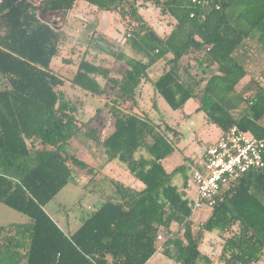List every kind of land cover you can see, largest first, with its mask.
Segmentation results:
<instances>
[{
	"label": "trees",
	"instance_id": "1",
	"mask_svg": "<svg viewBox=\"0 0 264 264\" xmlns=\"http://www.w3.org/2000/svg\"><path fill=\"white\" fill-rule=\"evenodd\" d=\"M80 1L4 0L1 7L0 201L29 221L0 226V264H150L160 249L179 264H214L200 249L207 231L221 238L220 264H259L264 258V167L228 185L196 223L188 179L182 186L173 182L185 165L168 171L163 164L179 131L155 123L144 111L134 112L132 103L137 105V88L149 69L164 60L154 85L173 109L194 97L198 110L222 133L238 125L264 138V0H84L128 20L125 43L136 55L117 53L127 64L120 77L84 57L70 79L94 96L107 92L100 77L118 90L109 109L114 128L98 138L87 131L92 119H81L66 95V79L50 66L64 26L40 15L66 13ZM146 3L174 17L169 33L161 35L147 20L140 10ZM193 57L210 69L201 80L185 77ZM85 131L144 187L129 197L109 195L71 233L45 206L76 171L90 168L70 151ZM162 232L168 236L159 246Z\"/></svg>",
	"mask_w": 264,
	"mask_h": 264
},
{
	"label": "rangeland",
	"instance_id": "2",
	"mask_svg": "<svg viewBox=\"0 0 264 264\" xmlns=\"http://www.w3.org/2000/svg\"><path fill=\"white\" fill-rule=\"evenodd\" d=\"M33 1L38 3L39 0ZM144 1L147 2V0ZM140 10L160 33L170 30L175 24L174 17L167 9L146 3ZM40 15L46 21H54L59 27L64 26L59 52L54 56L50 66L66 79L63 89L72 99L78 116L83 120L92 119L87 131H91L97 138L101 137L103 130L108 129L111 124V120L105 114L109 112L112 101L118 95L117 88L108 80L100 77L107 92L102 96H94L78 86H73L70 79L77 70L78 63L84 57L101 62L102 65L108 66L114 75L120 77L127 68V64L125 59L118 60L116 55L123 48L131 26L127 19L120 17L116 12H109V20L106 21L104 12L84 0L66 13L47 12ZM128 52L131 56H135L131 49H128ZM125 57H127L126 54ZM262 63L261 70L264 69V59L260 64ZM164 68L165 61L161 60L149 69L148 77L139 85L143 86L142 102L140 103L137 97V105L132 103V107L134 112L144 111L155 123L162 126L167 124L179 131L176 138L172 135L174 151L163 159V164L168 171L185 165L186 168L183 171L175 174L173 182L182 186L187 178L188 184L191 185L186 187L187 197L194 200L197 191L195 185L192 184L193 171L202 166L204 153L209 144L218 140L222 130L210 122L203 111L198 110L199 101L194 97L189 99L182 109L175 110L167 103L154 85ZM188 71L186 78L201 80L202 77L208 75L210 69L200 66L197 59L193 57L190 59ZM3 86L4 81L0 79V87ZM132 107L130 110L133 109ZM70 151L79 154L78 156L85 160L90 168L76 171L68 184L45 206V210L51 217L61 218L63 224H68L66 222L69 220L73 227L75 219L78 218L77 221L83 222L89 213L97 209L109 195L119 198L121 195L129 197L144 186L143 182L133 176L125 164L118 159L109 160L104 156L105 163L98 164L92 155L99 157L103 151L102 146L95 138L87 135L86 131L74 139ZM209 212L210 210L205 208L196 210L193 220L200 223ZM28 221L29 217L26 214L0 201V225ZM177 227L175 224L173 229L176 230ZM161 235L159 246L168 236L164 232ZM221 247V239L217 232L207 231L200 244V249L205 254L215 255V264H220L217 254L220 253ZM155 262L179 264L164 254L162 249L151 259V263ZM261 262L259 264H264V259Z\"/></svg>",
	"mask_w": 264,
	"mask_h": 264
},
{
	"label": "built area",
	"instance_id": "3",
	"mask_svg": "<svg viewBox=\"0 0 264 264\" xmlns=\"http://www.w3.org/2000/svg\"><path fill=\"white\" fill-rule=\"evenodd\" d=\"M3 3L4 0H0V11ZM193 3L200 4L201 0H193ZM260 167H264V138L238 125L230 127L207 148L202 166L193 171L192 184L197 191L194 213L204 208L211 210L228 185L249 170ZM158 239H162V235Z\"/></svg>",
	"mask_w": 264,
	"mask_h": 264
},
{
	"label": "crops",
	"instance_id": "4",
	"mask_svg": "<svg viewBox=\"0 0 264 264\" xmlns=\"http://www.w3.org/2000/svg\"><path fill=\"white\" fill-rule=\"evenodd\" d=\"M83 1V0H82ZM81 2V1H80ZM60 12H63V11H60ZM108 14L109 13H107V12H104V18H106V21H107V19L109 20V17H108ZM101 22V21H100ZM108 23V22H107ZM175 25V24H174ZM174 26H172L171 28H170V30H167V31H163L162 33H160L159 31V33L161 34V35H165V34H167V33H169L170 31H171V29L173 28ZM128 49H130L129 47H128V45L124 42L123 43V48L121 49V50H119V51H123V52H125V54L127 55V57H135V56H131L130 55V53L128 52ZM118 51V52H119ZM105 66V65H104ZM106 67H108V66H106ZM110 69V68H109ZM113 74V73H112ZM251 73L250 74H248L243 80H242V82H241V85L242 84H244V83H246V82H248L249 80H250V78H251ZM143 86L141 85V86H139V88H138V91H137V93H136V98L138 97L139 99H140V103L142 102L141 101V99L143 98ZM116 98H117V96H116ZM115 98V99H116ZM110 120H111V124H110V126H109V128L108 129H104L103 131L104 132H102V134H101V137H105L106 135H108L110 132H112V130H113V128H114V118L111 116V113H107V114H105ZM221 134H222V132H221ZM220 137V136H219ZM219 139V138H218ZM218 141V140H217ZM216 141V142H217ZM216 142H214V143H211V144H209V146H211V145H213V144H215ZM102 152H101V154L99 155V157L97 156V158H96V155H92V157H93V159H96V161L98 162V164H104L105 163V159H104V156H106L107 158H108V155L106 154V152H105V148L102 146ZM77 155H79V154H77ZM80 156V155H79ZM144 187V186H143ZM142 187V188H143ZM142 188H140V189H142ZM140 189H138V190H140ZM137 190V191H138ZM50 215V214H49ZM51 216V215H50ZM54 220H56L57 222H58V224L60 225V227L64 230V231H66V232H74V231H76L81 225H82V221L80 222V220L79 221H77V219H75V221H74V226L72 227L71 225V223H70V221L68 220L66 223H68V224H63L62 223V220H61V218H53ZM75 222H77V223H75ZM77 224V225H76ZM1 225H7V224H1ZM0 225V226H1ZM9 225V224H8ZM217 232V231H216ZM217 235H218V232H217ZM219 236V235H218ZM220 238V237H219ZM221 239V238H220ZM221 243H222V241H221ZM222 248V247H221ZM207 255H209V254H207ZM219 255V253L217 254V256ZM210 257H212V259H214V264H215V255H209ZM153 258V257H152ZM151 258V259H152ZM264 259V258H263ZM261 261H263V260H261ZM260 261V262H261ZM149 263L150 264H163V263H161V262H155V263H151V260L149 261ZM262 263V262H261ZM21 264H26V262H25V260L24 261H22L21 262Z\"/></svg>",
	"mask_w": 264,
	"mask_h": 264
}]
</instances>
